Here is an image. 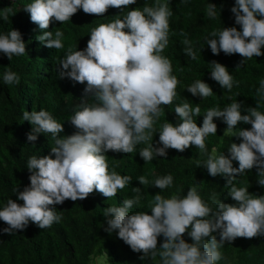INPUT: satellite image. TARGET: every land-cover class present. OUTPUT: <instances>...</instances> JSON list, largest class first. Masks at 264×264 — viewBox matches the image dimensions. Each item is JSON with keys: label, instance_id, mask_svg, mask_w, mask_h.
Listing matches in <instances>:
<instances>
[{"label": "clouds", "instance_id": "1", "mask_svg": "<svg viewBox=\"0 0 264 264\" xmlns=\"http://www.w3.org/2000/svg\"><path fill=\"white\" fill-rule=\"evenodd\" d=\"M135 3L136 0H30L24 10L44 30L36 38L48 48L61 49L64 33L59 28L55 32L48 30L51 22L67 21L80 9L88 14H104L109 7L122 12L124 7ZM216 8L215 4L208 3L207 16L215 18ZM230 11L239 30L235 26H223L213 31L211 38L206 37L205 43L213 54L223 51L246 58L238 63V68L246 60L264 55L261 51L264 0H234ZM171 15L169 0H154L152 6L131 8L126 14L93 27L82 50L68 49L57 67L60 78L87 82L85 96L74 107L70 119L77 131L60 135L63 124L43 108L23 112L24 121L32 126L27 140L36 141L38 134L51 133L55 146L48 155L28 158L30 183L22 191L14 190L17 200L23 203L9 197L0 206V220L8 225L0 231L22 230L30 221L41 229L50 227L60 220L55 205L66 199H84L94 189L108 198L116 195L131 177L109 170L105 155L109 150L131 153L143 142L146 146L138 153L145 162L166 157L169 148L182 152L194 145L207 152L205 137L216 134L214 118H221L227 125L225 133L233 132L239 122L251 125L250 129L241 127L236 131L234 136L242 140L229 145V155L216 154L213 148L202 164L209 175L226 178V185H231L228 195L235 203L221 202L213 195L216 205L213 209L193 186L183 196L173 194L165 198L155 194L151 214L148 211L130 213L129 209L140 201L137 195L124 199L119 206L104 209L107 224L104 230L108 233L118 230V237L134 252H143L142 260L157 254V238L162 234L165 239L159 247L161 264H216L222 259L220 248L225 241L264 236V195L251 194L247 187L233 183L236 174L255 166L257 182L264 186V111L259 110L260 101H264V79L256 89L259 97L256 106L244 108L245 114H242V102L235 100L222 109L208 108L202 126L198 127L193 116L201 112L199 103L192 107L185 102L175 106L177 122L167 120L157 131L154 124L161 114L160 106L171 104L179 83L172 74L171 61L162 55L168 44ZM184 44L188 45L184 49L186 55L196 59L191 41L186 39ZM25 52L26 44L18 30L0 32V53L10 60L13 55ZM208 64L211 78L230 91L234 80L227 67L216 61ZM2 79L6 84L19 83L18 74L11 70H6ZM186 90L202 98L213 95L212 88L202 79L195 80ZM88 94L95 97L94 103L89 102ZM154 131L159 133L158 143L162 146L154 147ZM234 160L238 161V167H233ZM137 180L142 185L148 184L143 175ZM172 184L173 176L166 174L156 177L152 186L164 189ZM134 191L140 193L142 189L134 187ZM186 231L192 243L183 238ZM107 255L106 251L96 257L95 264H104Z\"/></svg>", "mask_w": 264, "mask_h": 264}, {"label": "trees", "instance_id": "2", "mask_svg": "<svg viewBox=\"0 0 264 264\" xmlns=\"http://www.w3.org/2000/svg\"><path fill=\"white\" fill-rule=\"evenodd\" d=\"M28 2L30 0H0V32L16 29L26 44L25 54L13 55L10 60L0 53V206L9 197L19 204L23 203L17 200L14 190L18 188L22 191L30 183V173L26 168L28 158L48 155L51 147L55 146V138L51 133L38 134L36 141L27 140L32 126L23 119L25 110L31 112L43 108L49 111L63 124L60 135H71L77 131L70 119L74 107L85 96L87 82L82 84L67 77L60 78L57 67L68 49L85 48L90 39V30L100 23H107L119 14L122 16L131 8L142 9L145 5L154 4V0H136L135 4L124 7L122 12L109 7L104 14H88L80 9L67 21H53L48 30L55 32L59 28L64 33V47L54 49L36 38L44 30H40L31 21L30 13L24 10ZM208 3L217 6L215 18L207 16ZM233 5L234 0H169L172 15L169 17L168 44L162 55L171 61L172 74L179 83L171 104L160 106L162 111L154 124L157 131L167 120L173 124L177 122L178 117L174 112L177 104L186 102L195 107L199 103L201 112L193 116L198 127L202 126L203 115L210 107L222 109L237 100L242 102V114H245L244 108L256 106L259 99L256 89L260 80L264 79V55L254 56L237 68L238 63L246 58L239 53L225 54L223 51L218 55L213 54L205 43L206 37L211 38L210 34L223 26H235L239 30V25H235L234 14L230 11ZM186 39L191 41L196 52L194 60L184 52L188 47L184 44ZM261 51L264 53V47ZM212 61L226 66L233 76L234 83L230 91L211 78V65L208 63ZM6 70L16 72L19 83H4L2 75ZM197 79L208 83L213 95L202 98L188 92L186 87ZM87 99L90 103L95 102L92 94H88ZM259 110L264 111V101H260ZM214 122L217 124L216 134L210 133L205 137L207 152L194 145L182 152L169 148L166 157L158 156L145 162L138 153L146 146L143 142L131 153L109 150L105 153L109 170L114 169L121 175L130 176L131 181L110 198L94 189L84 199H66L62 204L55 205L60 220L53 222L50 227L41 229L30 221L25 229L12 233L0 231V264H92L96 257L106 251L107 264H161L159 247L165 239L162 234L157 238V254L142 260L143 252H134L118 237V230L111 233L104 230L107 227L104 209L112 205L119 206L124 199L140 195V201L129 212L148 211L151 214L150 205L155 194L160 193L165 198L173 194L183 196L193 186L213 209L216 207L213 195L221 202L235 203L228 195L231 185H226V178L219 174L209 175L202 164L213 148L216 154L229 155V145L233 142L239 144L242 140L234 136L236 131L241 127L250 129L251 125L239 122L233 132L225 133L227 125L222 119L214 118ZM158 141L159 133L154 131V147L162 146ZM233 167H238V161H233ZM166 174L173 176L170 187L159 189L152 186L156 177ZM141 175L147 178L148 184H140L137 178ZM257 179L254 166L236 174L233 183L237 187H247L251 194L264 195V186ZM134 187H140L142 191L137 193ZM5 227H8L6 222L0 220V230ZM182 236L186 242L192 243L187 231ZM220 251L222 259L216 264H264V236L237 237L233 241H225Z\"/></svg>", "mask_w": 264, "mask_h": 264}, {"label": "rangeland", "instance_id": "3", "mask_svg": "<svg viewBox=\"0 0 264 264\" xmlns=\"http://www.w3.org/2000/svg\"><path fill=\"white\" fill-rule=\"evenodd\" d=\"M92 264H95V260L93 261V263ZM104 264H107V262L106 261H104Z\"/></svg>", "mask_w": 264, "mask_h": 264}]
</instances>
